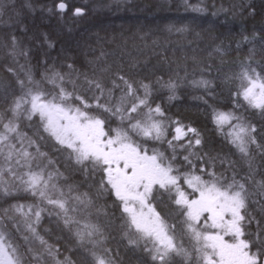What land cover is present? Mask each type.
Returning <instances> with one entry per match:
<instances>
[{
  "label": "snow or ice",
  "instance_id": "1",
  "mask_svg": "<svg viewBox=\"0 0 264 264\" xmlns=\"http://www.w3.org/2000/svg\"><path fill=\"white\" fill-rule=\"evenodd\" d=\"M182 7L203 18L209 8L217 18L256 15L245 0L229 7L182 0ZM46 10L61 19L87 15L86 5L69 0H53ZM35 11L33 0H0V17L8 16L12 29L0 55L18 65L0 80V264H264V144L249 117L264 119V27L237 41V50L253 47L232 61L234 71L223 70L229 51L222 40L208 53L219 65L193 55L191 73L187 58L175 69L162 58L147 72V61L145 68L135 58L109 62L103 45L98 55L95 48L86 53L91 59L80 68L57 65L47 52L34 66L17 33L27 32ZM173 29L189 31L167 26ZM38 39L55 47L47 33ZM197 72L199 79H188ZM183 84L204 92L196 99L205 119L234 152L213 147L155 102L164 91L176 99ZM217 87L219 95L227 90L230 108L217 107ZM164 195L167 214L157 210Z\"/></svg>",
  "mask_w": 264,
  "mask_h": 264
},
{
  "label": "trees",
  "instance_id": "2",
  "mask_svg": "<svg viewBox=\"0 0 264 264\" xmlns=\"http://www.w3.org/2000/svg\"><path fill=\"white\" fill-rule=\"evenodd\" d=\"M69 2L74 6L86 5L87 15L83 18H72L69 13L61 19L59 15L49 14L46 10L52 6L53 0H33L36 11L27 15L25 20L27 32L17 33L21 36L24 45L32 49V65L36 66L47 52L49 57L57 58V65L61 62L65 64L75 62L76 67L80 68L86 59H91L90 55L86 57V53H90L95 48V54L98 55L100 45H103L104 50L109 53V62L122 57L126 63L135 58L139 61V67L145 68L147 61L145 68L147 72L154 65H158V61L162 58L166 57L169 61V64L164 67L170 66L172 69H175L178 64L183 65L187 58L188 70L191 73L193 65L190 58L193 55L203 58L205 63L215 62L219 65V58L215 56L209 58L208 53L215 44H219L222 40L225 49L229 51V55L224 57L228 63L223 70L234 71L238 69L232 61L237 55L243 58L253 47L252 44H242L237 50V41L242 39V35H251L253 31H259L261 27H264V0H245L246 3H251L255 7L256 15L254 18H249L245 13L243 19L238 17L235 20L231 18L230 13L228 17L223 14L218 18L212 17L211 8H209L207 18L200 17L197 13L185 12L182 0H69ZM191 2L196 3V0H191ZM213 2L217 6L223 3L225 7H229L239 0H205L209 6ZM16 3L19 5L22 0H16ZM41 6L44 7L43 12H41ZM169 25H174L175 28L188 26L189 31L180 34L173 29L169 33L167 31ZM10 31H12L11 21L8 16L3 15L0 17V40H3L4 35ZM43 33H47L54 41V48L49 49L46 44L41 47V41L38 38ZM145 33H148V38L141 39ZM196 33H200L199 38L196 37ZM213 38H216L214 43ZM153 40H158L159 45H153ZM189 41L192 43L189 44ZM255 46L257 48L256 59L260 60V43L257 42ZM65 56L67 60L64 59ZM20 63H24L23 59ZM49 63H52L51 59ZM8 67L18 68V65L0 55V80L6 81L10 78V73L7 72ZM180 75H184L183 70L180 71ZM193 78L199 79V72L195 77L192 75L188 77L189 80ZM216 83L220 82L216 81ZM216 92L218 94L217 107L230 108L232 101L228 98L227 90L219 95L221 87H217ZM203 95L205 94L201 89L190 84H183L177 92L176 99L169 101L168 93L164 91L162 95L156 96L155 102L161 103L173 119L178 118L185 123L191 122L194 127L201 130L206 139L213 141V147L223 148L225 152L231 149L234 152L235 149H232L231 145H227L221 137L216 135L210 120L205 119L203 114L205 105L203 101L196 99ZM209 103L213 101L209 100ZM249 117L257 125V140L264 144V119L256 112H250ZM22 130L27 131V128ZM232 158L237 159L238 156ZM256 178L261 177L258 175ZM74 179L79 180L81 177L76 176ZM107 203L111 204V200ZM167 204L168 199L164 195L160 198L157 210L162 211V214H167L170 211L168 207H165ZM168 222L173 221L169 218ZM255 228L256 225L253 223L250 230L254 232ZM56 235L58 234L53 235L50 242H55ZM111 246L115 248L116 242L113 241ZM130 264H135L134 258Z\"/></svg>",
  "mask_w": 264,
  "mask_h": 264
},
{
  "label": "rangeland",
  "instance_id": "3",
  "mask_svg": "<svg viewBox=\"0 0 264 264\" xmlns=\"http://www.w3.org/2000/svg\"><path fill=\"white\" fill-rule=\"evenodd\" d=\"M123 252V250H121ZM179 259V258H178Z\"/></svg>",
  "mask_w": 264,
  "mask_h": 264
}]
</instances>
